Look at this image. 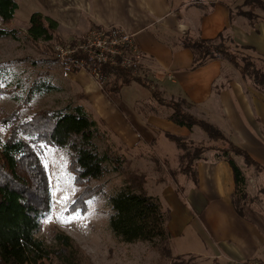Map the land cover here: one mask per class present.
<instances>
[{
	"label": "trees",
	"instance_id": "16d2710c",
	"mask_svg": "<svg viewBox=\"0 0 264 264\" xmlns=\"http://www.w3.org/2000/svg\"><path fill=\"white\" fill-rule=\"evenodd\" d=\"M245 6L249 10L239 14L251 24H259L261 18L254 12L256 7L264 10V0H245ZM18 9L15 0H0V24L6 25L12 21ZM58 29L59 24L55 19L37 12L31 16L25 35L33 42L63 44ZM21 33L20 30H9L0 25V38L18 41ZM81 41L66 45L77 46ZM182 45L194 54L193 69L221 60L237 68L244 79L264 88V70L259 71L253 66L255 60L263 61L254 56V48L237 47L223 35L214 40L185 36ZM52 50L54 53V48ZM234 53L242 54L241 62L245 66L238 62ZM73 58L79 63L83 55L75 54ZM62 64L74 74L83 70L78 64ZM88 70L85 71L90 72ZM102 73L106 78L103 91L107 95L117 96L124 88L137 83L151 92L152 101L171 111V122L190 131L200 128L217 143L216 147L201 146L190 150L191 143L187 140L169 137L181 151V163L187 162L181 168V173L186 176L192 173L198 162L207 160L210 152L214 154L215 164L225 161L230 165L235 181L233 205L238 215L243 216L245 208L252 202L249 179L233 155L244 157L249 168L261 171V166L245 150L232 143L218 127L190 113L191 104L187 100H167L145 66L137 70L105 66ZM46 86L34 84L24 103L10 117L0 121V264H47L53 258L62 264H80L77 258L79 248L70 237L55 234L52 238L54 244L49 245L37 236L53 208L52 185L44 156L47 147L69 151V171L73 175V183L77 187H84L80 197L86 198L92 193L89 184L103 180L112 172L121 173L126 163V157L116 153L112 147L101 150L96 141H105L106 133L91 112L80 103L70 102L60 109H45L25 116V105L29 107L35 93ZM153 109L156 112L158 108ZM193 174L196 181L195 172ZM135 181L125 183L116 194L108 197L111 209L109 227L113 237L126 244H152L162 257L175 259L176 263L178 258L172 257V235L168 228L171 211L159 197L148 194L142 186L145 181ZM80 197L76 203H84L85 200ZM188 256L189 261H195L198 257ZM188 256L181 257L184 260Z\"/></svg>",
	"mask_w": 264,
	"mask_h": 264
},
{
	"label": "crops",
	"instance_id": "0c3cea01",
	"mask_svg": "<svg viewBox=\"0 0 264 264\" xmlns=\"http://www.w3.org/2000/svg\"><path fill=\"white\" fill-rule=\"evenodd\" d=\"M235 1L83 0L81 4V12L89 17L88 31L99 26L119 27L131 33L137 48L144 54L145 69L153 74L159 90L171 99L187 100L193 109L192 114L218 127L232 143L245 150L261 166V171L249 168L244 160L242 168L249 179L252 202L245 208L243 216L238 215L233 205L235 181L232 169L225 161L212 164L215 189L208 180L202 182L201 178L199 183L193 179L191 188L179 187L190 212L183 208L188 207L172 187L164 189L167 204L174 206L173 211L170 209L173 216L168 226L172 239L191 219L199 218V223L210 228V235L214 237L221 256L210 253L204 258L220 261V264L221 260L230 264L233 261H264V88L244 79L234 66L221 60L193 69L194 54L190 49L181 47V44L185 36L214 40L223 35L237 47L254 48L257 58L264 62V20L256 26L250 25L239 13L235 14L232 8ZM234 15L247 23L237 24V19L233 20ZM57 22L60 29V21ZM71 74L86 100L96 104L102 118L110 124L111 121L118 122V134L129 145L131 142L135 148L139 143H146L149 147L156 141L143 131L142 135L144 121L139 120L141 128L135 129L133 125L124 123L122 115L111 108L102 92V96L97 98L98 82L89 72L81 70ZM142 90L133 83L115 96L114 101L119 109L124 107L125 111L132 110L134 113L144 103L142 101H149L152 97L151 92L144 93ZM133 99H136V105L128 107ZM162 110L163 107L158 108L155 114L148 115L145 120L153 125L171 122V111L162 113ZM175 126L181 130H177L176 134H166L167 139L174 144L170 136L191 143L190 136L197 134L194 131L196 128L190 131ZM178 151L175 159L180 157L181 151ZM206 162H198L197 168L208 165Z\"/></svg>",
	"mask_w": 264,
	"mask_h": 264
},
{
	"label": "rangeland",
	"instance_id": "374dc122",
	"mask_svg": "<svg viewBox=\"0 0 264 264\" xmlns=\"http://www.w3.org/2000/svg\"><path fill=\"white\" fill-rule=\"evenodd\" d=\"M15 1L18 3L19 9L14 19L6 25L0 24L9 30L17 29L22 31L20 34L21 39L18 41L12 38H0V89L2 90L0 91V121L10 117L18 106L24 103L34 84H46L45 89L36 92L33 99L29 101V107L25 105L23 109L25 116L40 110L60 109L70 102L80 103L91 112L100 128L106 133L105 141H96L101 150L104 151L109 146L116 153L126 157L123 171L121 173L112 172L103 180L89 184L92 193L85 198V196L80 197L84 187H77L73 183V175L69 171V151L52 146L47 147L44 150V156L52 185L53 208L50 218L43 222L41 232L37 236L45 240L49 245L54 244L52 238L55 234H64L70 237L79 248L77 258L80 264H220V261L215 262L204 258L210 253H217L216 257L221 256L218 254L219 248L215 243L214 237L210 235V228L199 223V218L191 219L184 229L178 230L176 236L171 240L172 257L178 258L176 263L174 262L175 259L162 257L161 253L153 249L152 244L143 242L126 244L117 241L113 237L109 227L111 209L108 205V197L116 194L125 183L135 181V179L139 183H143L141 180L145 181L142 186L147 190L148 194L159 197L162 203L171 210L174 206L170 207L167 204L168 202L164 198V189L172 187L176 191L177 196L188 207L183 208L190 212V207L187 205L185 197L181 195L179 187L191 188L194 184L192 176L194 172L197 183H199V178H201L202 182L208 180L214 187L215 177L212 169L214 167L212 165L214 163V155L213 153L208 154V159L206 160L208 165L203 164L198 168L196 166L192 173L187 176L182 175L180 168H182V164L185 166L187 162L185 160L181 163L180 158L182 155L175 159L177 152H179L177 146L166 137V134H176V131L181 129L168 121L164 124L153 125L145 120L148 119V115L156 113L153 107H162L152 101L151 97L149 101H142L144 103L140 104L134 113L132 110H129V112L125 111L122 106V109H119L114 101L115 96L107 95L103 91L105 84L98 82L101 91L99 89L96 91V93H99L97 98L103 94L105 100L111 104V108L122 115L124 123L133 125L135 129L136 127L141 128L138 125V123L140 124L139 120L144 121L145 129L142 128L141 133L143 131L147 136L154 137L156 140L149 147H147L146 143H139L135 148L131 146V142L129 145L118 134V122L111 121V124L106 122L102 118V114L96 104L86 100L83 95L84 92H82L79 84L75 81V77L71 74L72 72L68 71L63 66V62L58 60L56 54L53 53L52 49L57 44L43 41L33 42L25 35L30 27L31 16L38 12L60 21L59 33L64 42L61 45L83 40L91 30L88 31L90 26L88 24L89 17L81 12L83 0ZM244 5L245 0L233 2L232 8H234L235 14L249 10ZM254 13L261 18V21L264 20V10L256 7ZM236 19L237 24L240 22L247 23L244 19L234 15L233 20L235 21ZM172 41H175V39ZM181 47L184 46L181 44ZM234 54L237 56L238 62L245 66L241 62L242 54ZM254 56H257V53ZM225 64H228V62H225ZM253 66L259 71L264 70V64L259 63L257 60L254 61ZM252 70H254L253 67ZM135 85L141 87L144 93L149 91L137 83ZM164 97L167 100H172L167 95H164ZM135 100H130V104L127 106L136 105ZM173 100L178 101L180 99L173 98ZM188 111L192 113V107ZM161 112L169 113L170 110L163 108ZM197 118L201 119L199 116ZM146 123L152 126H146ZM194 131L197 134L190 136L192 141L189 146L190 150L201 146L216 147L215 144L217 143L212 141L201 129L196 128ZM164 157L168 159L166 160ZM233 157L243 167L245 158L234 155ZM174 159L175 161L173 162L172 160ZM78 197L85 200L84 203L83 201L76 203ZM179 209H182V207H179ZM177 213L181 214L180 211ZM65 220H70L71 222L65 223ZM187 254L198 256V260L189 261ZM181 256L188 257L183 260ZM47 264L62 263L58 259L53 258ZM221 264L230 263L221 260Z\"/></svg>",
	"mask_w": 264,
	"mask_h": 264
},
{
	"label": "built area",
	"instance_id": "2783aa9c",
	"mask_svg": "<svg viewBox=\"0 0 264 264\" xmlns=\"http://www.w3.org/2000/svg\"><path fill=\"white\" fill-rule=\"evenodd\" d=\"M54 53L62 62L78 64L97 82L106 81L102 73L105 66L137 70L144 66V54L137 48L134 36L119 27H95L77 46L57 44ZM82 54L78 62L73 56ZM232 264H264V261H233Z\"/></svg>",
	"mask_w": 264,
	"mask_h": 264
},
{
	"label": "snow or ice",
	"instance_id": "6c2138e0",
	"mask_svg": "<svg viewBox=\"0 0 264 264\" xmlns=\"http://www.w3.org/2000/svg\"><path fill=\"white\" fill-rule=\"evenodd\" d=\"M64 222H65V223H70L71 221H70V220H65Z\"/></svg>",
	"mask_w": 264,
	"mask_h": 264
}]
</instances>
